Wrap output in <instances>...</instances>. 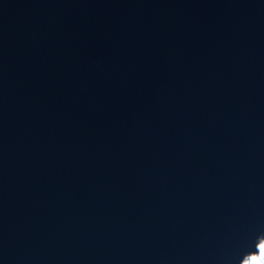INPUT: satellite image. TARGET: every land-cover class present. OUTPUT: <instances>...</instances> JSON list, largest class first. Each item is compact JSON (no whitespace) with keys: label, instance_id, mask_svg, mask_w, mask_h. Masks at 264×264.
Returning <instances> with one entry per match:
<instances>
[{"label":"water","instance_id":"obj_1","mask_svg":"<svg viewBox=\"0 0 264 264\" xmlns=\"http://www.w3.org/2000/svg\"><path fill=\"white\" fill-rule=\"evenodd\" d=\"M0 264H264V0H0Z\"/></svg>","mask_w":264,"mask_h":264}]
</instances>
